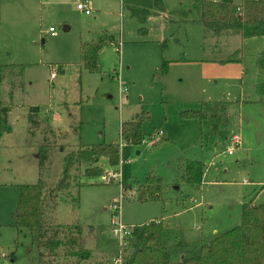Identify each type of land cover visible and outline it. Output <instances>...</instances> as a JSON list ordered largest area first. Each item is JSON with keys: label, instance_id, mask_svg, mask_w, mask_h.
Here are the masks:
<instances>
[{"label": "rangeland", "instance_id": "1", "mask_svg": "<svg viewBox=\"0 0 264 264\" xmlns=\"http://www.w3.org/2000/svg\"><path fill=\"white\" fill-rule=\"evenodd\" d=\"M78 1L0 0V111L7 109L0 132V264L10 255L16 264L46 256L37 231L17 232L10 220L18 186L37 181L45 223L79 226L80 246L90 253L82 264H116L131 251L125 246L119 255L111 235L119 192L124 225L160 221L170 259L194 255L238 225L244 203L264 199V72L257 66L264 37L204 34L192 22L194 0H87L89 16L75 10ZM135 9L148 14L142 24L130 14ZM99 35L115 45L100 49L89 73L79 64V46ZM203 102L229 104L225 132L238 136L230 155L229 139L202 149L197 122L183 116ZM142 114L141 142H119L113 171L100 159L104 174L78 191L81 169L72 168L68 189L52 198L66 155L117 142L120 124ZM186 161L204 167L199 188L177 177ZM106 173L119 178L105 182ZM149 178L160 180V194L142 201Z\"/></svg>", "mask_w": 264, "mask_h": 264}, {"label": "trees", "instance_id": "2", "mask_svg": "<svg viewBox=\"0 0 264 264\" xmlns=\"http://www.w3.org/2000/svg\"><path fill=\"white\" fill-rule=\"evenodd\" d=\"M193 8L197 15L192 22L200 25L206 35L234 33L241 40L264 37V0H241L239 4H234L233 0H194ZM130 14L141 24L148 15L146 11L137 9L131 10ZM109 45H115L114 39L103 35H99L95 42L80 44V66L89 73L95 72L98 52ZM257 66L264 72V53L258 57ZM1 70L0 65V81ZM262 104L264 105V96ZM228 106L226 102H203L197 109L183 113L184 117L197 122L202 149L209 150L229 139L228 132H225L228 126ZM35 109L30 108V112ZM6 112L5 108L0 111V132L5 126ZM146 118L142 114L134 120L122 122L117 142L80 146L75 152L66 155L63 158L61 178L51 191L52 198H56L57 192L68 189L72 168L81 169L79 181L76 182L78 191L81 186L89 185V181L104 174L103 168L98 164L100 159L113 171L118 163L119 142L138 145L142 140L140 124ZM203 173L204 167L200 162L186 161L179 165L177 177L191 188H199ZM43 189L41 181L18 186L15 208L10 214L11 226L17 232L23 229L37 231V247L46 250L43 253L46 256L35 264H82L90 258V253L80 246L79 226L61 227L45 223ZM160 190V180L149 178L139 199L154 201ZM50 201L51 199L49 205ZM165 237L166 230L160 221L132 227L126 241V246L131 251L121 258L120 264H264V199L256 205L244 203L238 225L200 246L194 255H184L181 259L172 261L164 247ZM8 264H16L13 255H10Z\"/></svg>", "mask_w": 264, "mask_h": 264}, {"label": "built area", "instance_id": "3", "mask_svg": "<svg viewBox=\"0 0 264 264\" xmlns=\"http://www.w3.org/2000/svg\"><path fill=\"white\" fill-rule=\"evenodd\" d=\"M74 7L77 12H80L85 16L90 14L89 2L87 0H79ZM47 33L49 34L50 37H53L55 34L53 28L51 27L47 29ZM54 75H55V71L52 69L50 71V78H53ZM153 136L157 137L155 141H159L161 137V133L157 132V134ZM152 137H150L151 141H152ZM229 141H230V146L228 147L226 152L227 154L230 155L232 153V147L238 145V136L234 135L230 137ZM116 178H119V174L106 173L103 180L105 182H109L111 179H116ZM121 199H122V195L121 192H119L117 202H113L110 208L112 213V217L110 218L111 235L116 239L117 246L119 247V249L121 248L119 251V255H121L122 250L126 246V241L129 238L131 232V227L124 225L120 221ZM120 261L121 260L119 259V262H117L116 264H120Z\"/></svg>", "mask_w": 264, "mask_h": 264}, {"label": "crops", "instance_id": "4", "mask_svg": "<svg viewBox=\"0 0 264 264\" xmlns=\"http://www.w3.org/2000/svg\"><path fill=\"white\" fill-rule=\"evenodd\" d=\"M88 2H89V1H88ZM89 3H90V2H89ZM89 15H90V14H89ZM89 15H87V16H89ZM48 28H50V27H48ZM48 28H47V29H48ZM48 35H49V34H48ZM61 73H62V72H61ZM30 108H34V107H30ZM25 264H30V263H25Z\"/></svg>", "mask_w": 264, "mask_h": 264}]
</instances>
